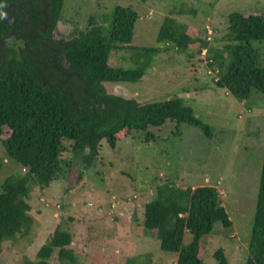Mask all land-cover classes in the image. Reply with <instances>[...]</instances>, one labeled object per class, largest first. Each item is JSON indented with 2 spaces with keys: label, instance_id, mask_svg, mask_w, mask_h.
<instances>
[{
  "label": "trees",
  "instance_id": "obj_1",
  "mask_svg": "<svg viewBox=\"0 0 264 264\" xmlns=\"http://www.w3.org/2000/svg\"><path fill=\"white\" fill-rule=\"evenodd\" d=\"M63 3L0 0V12L7 13V19H0V144L5 160L20 170L0 180V254L3 242L15 241L16 234L31 224L25 203L31 188H47L70 169V162L61 157L66 142L71 143L74 155L87 150L84 160L88 162L102 141L115 149L125 137L150 127L159 129L167 121L199 128L211 136L210 127L182 98L138 104L109 95L104 83L144 81L161 51L174 50L193 58L206 49L216 87L241 103L249 100L252 91L264 98V67L253 46L264 41L263 15L230 13L222 38L225 44L214 51L205 31L204 36L197 32L193 36L191 28L172 18H166L158 30L156 43L161 47H137L131 43L138 14L120 6L105 16L106 26L91 17L89 29L68 40L55 39ZM120 51L130 54L134 68L109 65L111 53ZM145 136L149 141L153 135ZM143 215L144 229L155 231L161 251L177 255L175 264H205L201 238L212 233L216 222L224 229L231 227L218 191L209 186L159 185ZM70 243L71 235L57 226L38 250L36 261L26 264H52L55 253L60 264H77L67 248ZM214 257L217 264H229L222 250ZM245 264H264V154Z\"/></svg>",
  "mask_w": 264,
  "mask_h": 264
},
{
  "label": "rangeland",
  "instance_id": "obj_2",
  "mask_svg": "<svg viewBox=\"0 0 264 264\" xmlns=\"http://www.w3.org/2000/svg\"><path fill=\"white\" fill-rule=\"evenodd\" d=\"M118 6L138 14L131 43L137 47H161L156 43L158 30L166 18H172L191 28L193 36L196 32L204 36L205 31L214 51L225 44L222 38L230 13L264 16V0H64L53 37L70 39L90 28L91 17L106 26L105 16ZM253 46L264 67V41ZM207 55L206 49L193 58L174 50L161 51L144 81L104 83V87L109 95L138 104L182 98L210 127L211 136L167 121L159 129L150 127L123 137L115 149L102 141L88 162L84 160L87 150L74 155L66 142L61 157L70 162V169L47 188H31L25 200L31 224L16 234L15 241L2 243L0 264L36 261L38 250L57 226L71 235L67 248L77 264H175L177 255L161 251L155 231L143 226L144 206L164 183L215 187L231 227L224 229L216 222L212 233L201 238L203 262L217 264L214 253L222 250L229 264H245L264 154V98L252 91L249 100L241 103L216 87ZM129 58L126 51L112 52L109 65L134 68ZM147 133L153 135L149 141ZM4 153L0 144V180L20 171L5 160ZM50 262L60 264L56 253Z\"/></svg>",
  "mask_w": 264,
  "mask_h": 264
},
{
  "label": "clouds",
  "instance_id": "obj_3",
  "mask_svg": "<svg viewBox=\"0 0 264 264\" xmlns=\"http://www.w3.org/2000/svg\"><path fill=\"white\" fill-rule=\"evenodd\" d=\"M0 7H3L0 5ZM0 19H7V13L6 12H0Z\"/></svg>",
  "mask_w": 264,
  "mask_h": 264
}]
</instances>
